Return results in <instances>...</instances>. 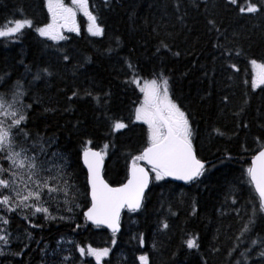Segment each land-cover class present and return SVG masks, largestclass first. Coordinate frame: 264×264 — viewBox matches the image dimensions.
<instances>
[{
	"label": "trees",
	"instance_id": "obj_1",
	"mask_svg": "<svg viewBox=\"0 0 264 264\" xmlns=\"http://www.w3.org/2000/svg\"><path fill=\"white\" fill-rule=\"evenodd\" d=\"M247 2L108 0L106 4L105 0H89L104 35H90L85 19L80 18L79 34L70 33L68 39L56 42L35 31L50 22L46 0H0V23L14 18L33 23L18 39L0 38V93L16 81L24 85V102L32 105L26 130L48 142V158L52 153L64 157L69 183L80 191L81 206L72 216L63 214L71 219L35 218V223L43 225L40 228H29L11 214L13 235L22 239L27 230L32 240L23 254L16 256L23 244L14 239L0 255V264H95L92 257H80L74 244L109 247L104 264H140L142 254L149 256V264H236L243 260L240 253L252 247L246 238L229 254L247 220L246 208L250 214L248 202L255 197L242 173L258 150L256 138L264 143V91L251 89L248 62L253 58L264 62V16L239 13L238 8ZM256 2L264 4V0ZM209 20L222 35L209 31ZM218 35L221 44L242 50L241 56L233 53L230 58L239 73L227 68L220 50L213 47ZM161 41L172 51L157 53ZM125 60H130L143 78H151L153 71L161 69L171 77L173 99L187 111L197 157L209 171L197 184L153 181L145 207L138 213H123L122 230L112 245L113 234L90 225L83 216L90 198L81 157L88 139L96 150L109 144L104 176L112 186H119L126 182L130 156L146 144V125L134 122L141 93L127 83L130 70ZM37 73L40 79H34ZM86 90L92 95H86ZM74 91L77 96L72 95ZM224 96L227 103L221 99ZM114 119L123 120L129 128L111 132ZM216 128L225 135H217ZM164 222L167 229L161 227ZM257 233L264 235V224H258ZM193 234L199 237V251L189 250L183 243ZM258 252L257 248L247 253L248 264H258Z\"/></svg>",
	"mask_w": 264,
	"mask_h": 264
},
{
	"label": "snow or ice",
	"instance_id": "obj_2",
	"mask_svg": "<svg viewBox=\"0 0 264 264\" xmlns=\"http://www.w3.org/2000/svg\"><path fill=\"white\" fill-rule=\"evenodd\" d=\"M107 2L108 0H105L106 4ZM71 3L72 7L66 5L63 0H46L50 22L37 27L35 31L41 37L52 41L66 40L68 37L64 35L65 31L79 34L76 18L78 13H82L87 18L88 33L92 36H103L104 28L98 23L97 15L90 10L89 0H71ZM226 3L237 5V0H226ZM176 9L177 11L180 9L179 2ZM238 11L253 16L257 13L264 16V4L248 0L245 6L238 8ZM208 24L212 26L209 31L215 30L222 35L213 20H209ZM32 26V20L27 18L5 20L0 23V38L18 39L24 28ZM219 35L213 47L220 50V56L224 57L227 68L239 73L240 69L230 58L233 53L236 57L241 56L242 50L221 44ZM161 49L172 51L164 41L160 42L156 52L159 53ZM172 55L179 56L180 53L172 52ZM64 59L67 60L68 57L65 56ZM248 62L252 68L251 89L264 91V62H258L254 58ZM125 63L130 70L127 83L134 84L142 94V100L135 108L134 122L146 125V144L137 154L130 156L126 182L113 187L105 179L104 160L108 154L109 144H104L101 150H94L90 147L92 140L88 139L82 146L83 164L87 168L86 188L90 189L87 193L90 195V206L83 212V216L97 228L103 226L110 229L113 234L112 245L116 244L115 236L120 232L122 211L140 212L145 207L146 191L153 181L171 178L186 184H197L202 182L201 178L209 171L205 162L197 157L193 142L194 129L189 115L173 99L171 77L161 69L153 71L151 78H143L130 60H125ZM43 71L47 72V69ZM34 79H40V74L37 73ZM229 79H232V76H229ZM244 83L248 84L249 81L244 80ZM85 94L92 95L87 90ZM25 95L26 90L20 81H16L0 93V255L5 254L12 241L17 239L21 240L23 247L14 255L20 256L32 240V233L27 230L22 239L13 235L9 228L11 214L23 219L29 228H40L43 225L35 223V218L39 217L45 221L66 220L69 217L63 215L58 217L54 213L60 211L73 213L80 207L79 189L69 183L66 164L57 162L63 161L64 157L52 153L55 160L48 159L45 149L48 142L42 141L38 136H32L26 130L32 105L24 102ZM72 95L77 96L78 93L74 91ZM96 99L99 101V97ZM221 99L225 103L228 101L227 96ZM243 126L247 127V124ZM128 128L129 125L121 119L110 122V131L113 133ZM213 131L217 135H225L219 128ZM256 140L258 150L251 156L249 166L242 173L246 175V183L254 190L255 197L248 202L251 205L250 214L246 208L244 215L247 216V220L242 224L239 237L230 248L229 254L236 251L241 238H246L252 247L240 253L243 260L237 261L236 264H248L247 253L257 248L261 258L258 264H264V235L257 233L258 224H264V143H259L260 138ZM232 202L235 204L236 200L233 199ZM161 227L167 229L169 225L164 222ZM139 239L143 244V237ZM183 243L189 250L199 251L201 247L199 237L194 234L188 236ZM74 246L80 257H92L95 264H104L105 258L111 252L109 247L89 245L85 248L78 244ZM138 260L140 264H149L147 254L140 255ZM86 264H92V261H87Z\"/></svg>",
	"mask_w": 264,
	"mask_h": 264
},
{
	"label": "rangeland",
	"instance_id": "obj_3",
	"mask_svg": "<svg viewBox=\"0 0 264 264\" xmlns=\"http://www.w3.org/2000/svg\"><path fill=\"white\" fill-rule=\"evenodd\" d=\"M66 5H68V6H70V7H72L73 5H72V3H71V0L69 1V3H65ZM80 18H83V19H85V21H86V30H87V18L86 17H84L83 15H82V13H78L77 14V23H78V25H79V32H80ZM88 32V31H87ZM70 33H76V32H67V31H65L64 32V35L67 37V35L68 34H70ZM90 34V33H89ZM91 35V34H90ZM95 37H98V36H95ZM141 100H142V94H141ZM140 123V122H139ZM42 158H44V157H42ZM48 158V157H47ZM48 159H50V160H55V158L52 156V157H50V158H48ZM57 162H59V163H64L65 164V160H63V161H57ZM66 170V169H65ZM81 207V206H80ZM80 207L79 208H77V210H79L80 209ZM75 212H76V210H75ZM75 212H73V213H70L71 214V216L73 215V214H75ZM65 212L64 211H60V212H55L54 214L55 215H57V216H61V215H63ZM67 214H69V213H67ZM69 214V215H70ZM71 216H69V219H71ZM66 240H64V244H66V242H65ZM63 244V245H64Z\"/></svg>",
	"mask_w": 264,
	"mask_h": 264
},
{
	"label": "water",
	"instance_id": "obj_4",
	"mask_svg": "<svg viewBox=\"0 0 264 264\" xmlns=\"http://www.w3.org/2000/svg\"><path fill=\"white\" fill-rule=\"evenodd\" d=\"M94 150H96V149H94ZM81 161H82V164H83V159H82V157H81ZM206 164V163H205ZM83 167H84V169L86 170V173H87V168H86V166H84V164H83ZM104 168H105V160H104ZM167 180H169V181H172V182H174V183H178V184H182V185H187L185 182H183V181H177V180H173V179H171V178H169V179H167ZM120 186V185H119ZM150 186H151V184L149 185V188H150ZM113 187H118V186H113ZM149 190V189H148ZM148 190L146 191V194H147V192H148ZM89 192H90V189H89ZM89 198H90V195H89ZM85 211H87V209L85 210ZM84 211V212H85ZM125 211H127V210H124V211H122V213H121V220H122V216H123V213L125 212ZM87 221V220H86ZM90 225H92L91 224V222H89V221H87ZM92 226H94V225H92ZM95 227V226H94ZM100 228H103V229H105V230H107L108 232H110L111 233V230L110 229H107L106 227H103V226H101ZM121 230H122V226H121V228H120V232H121ZM119 232V233H120ZM118 234V233H117Z\"/></svg>",
	"mask_w": 264,
	"mask_h": 264
}]
</instances>
